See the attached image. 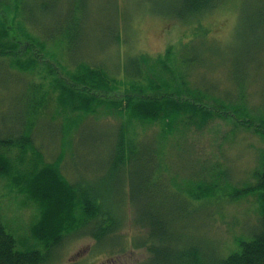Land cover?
Returning a JSON list of instances; mask_svg holds the SVG:
<instances>
[{"label":"rangeland","instance_id":"1","mask_svg":"<svg viewBox=\"0 0 264 264\" xmlns=\"http://www.w3.org/2000/svg\"><path fill=\"white\" fill-rule=\"evenodd\" d=\"M25 7L26 13L21 7L16 20L39 41L48 39L51 28L54 43H45V49L53 58L45 59L57 67L55 75L64 82L69 81L65 71L74 70L77 62L103 66L120 80L129 58L137 54L154 57L170 45L179 47L192 40L200 29L206 30L205 39L194 41L196 51L183 53L198 58L195 67L182 70L187 83L202 90V86L218 87L211 94L214 98L240 104L253 117L264 115V27L251 23L255 8H245L240 0H225L199 17L200 24L171 17L172 11L180 8V0H29ZM11 10L7 13L14 16ZM72 20L79 22L75 25L81 30L76 38L64 40L57 23L70 25ZM38 66L34 72H22L11 67L9 59L0 57V137L16 138L28 127L34 153L41 154L43 161L51 162L62 153L61 172L71 183L78 179L98 188L115 185L111 200L117 205L122 225L114 235L97 243L81 235L82 229L65 234L47 264H181L177 252L197 247L203 256L215 258L218 250L224 254L237 251L238 241L251 238L260 216L256 195H241L236 201L223 196L218 203L213 199L193 203L185 195V177L194 175L195 180L197 172L201 174L198 178L211 182L215 178L211 175L224 173L232 184L224 191L234 196L254 183V171L262 166L261 137L235 125L232 118L214 119L201 130L167 135L163 159H154V169L147 162L149 150L158 143V124L127 123L126 117L101 109L81 117L65 112L55 99L58 90L53 92L49 87L52 77L42 80L40 76V69L50 65L39 62ZM42 93H47L45 103L36 110ZM239 97L243 102L237 100ZM228 115L233 116L232 111ZM75 121L76 128L63 134L65 125ZM121 122H126L129 135L142 140V147L130 165L111 172ZM34 160L29 150L24 167H30ZM22 170L21 165L13 166L14 174ZM147 177L148 184L143 183ZM214 196L220 197L217 189ZM148 211L151 217L164 219L165 228L144 231L134 225L145 221ZM0 220L21 241V247L32 243L30 229L37 220L36 207L16 192L9 177L0 178ZM148 238L156 250L152 254L142 242ZM39 249L45 250L43 245ZM163 251L170 257H160Z\"/></svg>","mask_w":264,"mask_h":264},{"label":"trees","instance_id":"2","mask_svg":"<svg viewBox=\"0 0 264 264\" xmlns=\"http://www.w3.org/2000/svg\"><path fill=\"white\" fill-rule=\"evenodd\" d=\"M25 1L29 0H0V57L9 59L11 67L22 72H34L39 69V62L49 64L46 70L40 69V76L42 80L52 77L49 87L53 92L58 90L55 99L65 112L76 113L81 117L96 114L101 109L114 111L119 116L126 117L127 123L135 120L142 124H158L159 136L155 140L156 142L158 140V143L154 142L152 151L149 150V160L146 161L154 169H156L154 159L160 156L163 159L162 150L167 135L189 129L201 130L214 119L232 118L235 125L251 130L264 140L263 114L260 118H258L260 115L253 117L240 104L231 105L225 103L224 99L214 98L211 94L219 90L218 87L215 89L202 86V90L187 83L182 70L195 67L194 63L198 62L196 55L187 56V53L196 51L194 41L205 39L208 35L206 30L200 29L193 34L192 40L179 44V47L170 45L162 54L154 57L137 54L129 58L123 66L120 80L103 66L77 62L74 70L65 71L69 81L64 82L55 75L57 67L45 59L52 56L45 49V43H54L51 28L47 31L48 39L39 41L27 33L16 20V14L21 12V7L25 8V13L27 11ZM224 1L180 0V8L172 11L171 17L187 23L196 20L200 24L199 17L215 10ZM240 2L245 8L247 6L255 8L251 23L257 27L258 25L264 27V0ZM10 10L14 16L11 13L8 15L7 12ZM73 10L80 11V8L76 6V10ZM69 14L67 16L70 20ZM63 24L57 23L58 34L62 39L76 38L79 35L81 29H77L75 25L79 22L72 20L70 25L62 26ZM117 34L118 32L115 33ZM199 35L201 37L198 38ZM55 43L60 45L59 42ZM184 51L188 52L183 54ZM19 53L22 54L21 57ZM40 87L39 84L37 90ZM107 93H115V96L110 97L106 95ZM46 94H40L36 110L44 105ZM227 94L229 93L225 95ZM237 100L243 102L241 97ZM228 111H232L233 116L228 115ZM126 122L118 124L117 140L115 139L114 154L109 166L111 172L130 165L136 159V152L142 147V140H135L134 135L128 134ZM75 125H78L77 121L67 123L63 134L70 133ZM29 150L35 160L30 162V167L25 168L23 161ZM62 160V153L51 162L43 161L41 154L34 153L28 127L16 138L0 137V178L9 177L16 192L23 195L25 201L34 204L37 210V220L30 229L33 241L29 245H23L24 248L19 245L21 241L18 240V243L15 235L7 230L0 220V264H47L65 234L82 229L81 235H88L97 243L114 235L118 228L122 227L116 212L117 205L111 200L116 191L115 185L109 183L103 188H98L78 179L71 183L61 172ZM260 160L262 166L254 171V183L238 191L234 196L224 191V187L232 185L224 173L211 175L210 178L215 177L211 182L198 178L201 174L197 172L195 174L198 177L195 180L192 179L196 177L194 175L185 177V195L188 201L194 203L213 199L218 203L223 196L224 198L228 196V201H236L241 195H243L241 197L256 195L260 205V216L259 220L257 218L258 226L251 238L238 241L237 251L224 254L218 250L217 256L211 258L203 256L199 248L191 247L190 250L177 252V259L182 261L181 264H264V153ZM16 164L21 165L23 170L14 174L13 166ZM149 180L147 177L143 183L148 184ZM216 189L220 192V197L217 198L214 196ZM145 212L146 210L142 211ZM146 217L145 221L134 225L144 231L150 227L155 230L165 228L166 221L161 217H151L150 211L146 213ZM159 236L162 238V234ZM142 242L147 244L150 254L156 251L151 246L149 238ZM41 245L44 246V251L39 249ZM159 256L170 257V253L163 251Z\"/></svg>","mask_w":264,"mask_h":264}]
</instances>
